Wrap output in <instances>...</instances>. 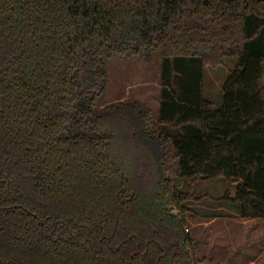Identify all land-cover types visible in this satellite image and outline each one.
<instances>
[{"label":"trees","instance_id":"1","mask_svg":"<svg viewBox=\"0 0 264 264\" xmlns=\"http://www.w3.org/2000/svg\"><path fill=\"white\" fill-rule=\"evenodd\" d=\"M159 53L156 116L96 110L110 59ZM220 178L264 218V0H0V264H204L184 230Z\"/></svg>","mask_w":264,"mask_h":264},{"label":"rangeland","instance_id":"2","mask_svg":"<svg viewBox=\"0 0 264 264\" xmlns=\"http://www.w3.org/2000/svg\"><path fill=\"white\" fill-rule=\"evenodd\" d=\"M238 64V57H228L226 58L225 66L219 68L209 67L207 69L204 80L205 95L212 101L214 109L220 108L222 105L223 86L227 78H229L230 72L237 69ZM106 71L108 82L96 100L97 111L102 110L107 105L124 101L136 104L146 118H152L158 114L161 94V53L152 59L133 57L127 60L120 56H114L108 61ZM89 86L95 92L100 88V86L95 84H89ZM132 140L134 139L132 138ZM130 146L131 149L135 147L132 142ZM141 147L134 148L139 157L143 152ZM152 154H156L155 150L152 151ZM147 158L140 157V164L143 163L145 165ZM146 166L152 167L151 163H147ZM175 183L182 190H187L190 187L187 179H176ZM236 186L237 183H232L222 178L193 183V190L197 195L206 196L200 203L189 204L195 210L197 216L188 218V225L184 230V234L193 241L190 245H194L196 256L206 260L204 264H264L263 226L261 228L259 225L255 234H247L248 231L245 234H241V239H236L237 245H220L222 243L221 232L223 229L221 218L218 219L217 225L214 226L216 229L213 234H210L209 229L208 234L205 228L204 222L212 216L211 208L227 206L229 209H233L235 213L240 212V206H235L230 202L220 204L211 199L212 197H222L226 193L231 196L234 195ZM167 209L172 214L177 215L178 213L174 207L169 206ZM224 212L223 210L222 213ZM211 235L214 238L210 240ZM187 237L185 236L186 239H188Z\"/></svg>","mask_w":264,"mask_h":264},{"label":"crops","instance_id":"3","mask_svg":"<svg viewBox=\"0 0 264 264\" xmlns=\"http://www.w3.org/2000/svg\"><path fill=\"white\" fill-rule=\"evenodd\" d=\"M233 205L238 206L234 203ZM210 210H212L211 212L212 216L210 219H207L204 222L205 228L207 229V233L209 229L210 234H213L216 229V227L214 226L217 225L218 219L220 218L222 219L223 221V229L221 232L222 243L220 245H237L236 239L240 240L241 234H245V232L247 231H248L247 234L250 233L255 234L258 231L259 225L261 226V228L262 226L264 227V218L245 219L241 216L240 212L235 213L233 209H229L227 206H223L219 208H211ZM223 210L225 211L224 213H222ZM211 238L213 239L214 237L211 235L210 240ZM227 248L230 249L231 247H227Z\"/></svg>","mask_w":264,"mask_h":264}]
</instances>
